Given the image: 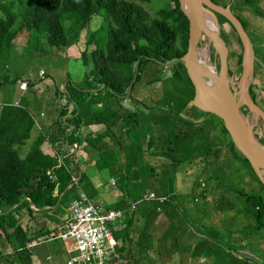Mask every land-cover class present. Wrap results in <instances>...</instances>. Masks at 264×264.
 <instances>
[{"label": "trees", "instance_id": "trees-1", "mask_svg": "<svg viewBox=\"0 0 264 264\" xmlns=\"http://www.w3.org/2000/svg\"><path fill=\"white\" fill-rule=\"evenodd\" d=\"M136 1L150 2V0H0V73L6 75L9 69L5 61L17 38L24 37L26 45L44 40L51 48L63 49L70 43L78 42L82 32L86 33V36L85 49L81 52L80 60L87 68L85 86L77 87L67 79L58 91L59 97L64 98L65 103L59 104L58 116L51 132H39L24 157L19 155V147L31 138V131L35 125L29 103L26 100L6 101L0 105V258L6 261L0 264H32L28 244L40 236L54 233V230H46L43 222L40 233L29 237L23 226L25 217L32 221L35 212L54 216L51 208L55 207V212L60 211L55 216L58 222L79 191L85 193L93 203L102 205L98 199V192L87 176L81 173L77 161L72 157L75 147H70L71 144H75L77 148L86 144L94 156L105 155L104 159L109 165L111 156L121 158L116 165L117 169H120L122 179L130 181L136 178L135 157L138 155V149L135 143L123 141V136L128 137L131 132L133 139L139 135L136 132L137 120L143 119V115H138L132 107L139 106L140 102L134 100L131 93L125 97L136 61L140 58L132 88L138 80V73L143 64L150 60L157 63L174 61L186 52L188 39V20L181 11L178 0H162L163 5L155 12L154 18H148ZM211 1L222 7L233 4L232 0H224L221 4L215 0ZM234 1L236 3L237 0ZM243 1L248 3L249 0ZM258 10H254L255 14L264 18V13ZM98 16H102L106 21L105 32L101 33V37L95 38L90 34L89 27L93 18ZM214 16L220 26V35L227 45V33L222 29L224 24L230 28L241 46L229 22L218 14ZM239 20L245 29L246 23ZM209 25L213 29V24ZM251 34L257 44L256 48L254 47L256 60L264 66V54L257 56L258 50L260 52L264 50V43H261L264 41V35L253 29ZM205 43L204 39L202 44ZM89 47H92L91 50H88ZM237 64L240 66V58ZM173 66L177 68L178 76L183 77L194 91L180 64ZM5 75L4 81L0 82V89L10 82ZM248 93L253 99L250 90ZM99 108L108 110L112 115L107 123L105 122L104 131L90 136L85 142V135L82 132L97 124ZM197 111L204 118L210 117ZM241 112L248 119L252 118L248 108L243 107ZM211 117L217 121L219 130L227 136L217 117ZM256 122L263 124L260 117ZM194 124V121L187 124V130L183 131L181 139L191 136H200L201 141L206 139L204 125ZM190 127L194 129L190 131ZM47 139L53 146V154H47L42 149ZM156 139L159 137L156 136ZM153 141L150 139L147 142L149 150L153 148ZM222 147L228 149L234 158L241 157L252 170L228 136ZM219 148L214 150L215 156L223 154ZM159 153L163 155L162 149L158 153L155 152L157 155ZM170 162L166 182L159 185L160 194H155L158 198H164L162 202L146 200L147 202L137 205L129 212V205L122 197L115 203V209L126 210L122 219L109 226L116 241V252L119 253L121 260L132 258V253L136 251V247L133 248L132 235L136 227H141L140 232L144 233L152 226L159 239L170 237L173 227L167 221L166 212L178 208L173 190L170 192L171 188H164L171 186L172 174L176 169L174 168L176 160ZM159 169H163V166ZM260 184L264 188L261 182ZM125 188L127 190V186ZM243 198L247 204L244 211L252 216L255 226L257 228L264 226V200L254 194L245 195ZM181 216L185 217V213L182 212ZM147 236L151 237L149 234ZM13 239L18 246L7 250ZM164 249L161 247L156 249L160 264H166L170 260Z\"/></svg>", "mask_w": 264, "mask_h": 264}, {"label": "rangeland", "instance_id": "rangeland-1", "mask_svg": "<svg viewBox=\"0 0 264 264\" xmlns=\"http://www.w3.org/2000/svg\"><path fill=\"white\" fill-rule=\"evenodd\" d=\"M215 1L221 4L224 0ZM232 2L233 4L227 6L238 19L246 23L245 31L256 48L257 44L251 34L252 29L264 35V18L258 17L254 10L259 9L264 13V0H249L248 3L237 0L238 4L234 0ZM136 3L140 4L148 18L156 17L155 12L163 5L162 0ZM212 19L218 25L213 15L207 14L203 18L205 24L212 23ZM105 23L102 16L93 18L89 27L90 34L95 38L101 37ZM222 27L228 39V45L226 43L228 76L232 78L235 87L240 75L237 60L240 58L241 46L230 28L226 24ZM218 28L220 30L219 25ZM85 36L86 33L82 32L78 42L70 43L63 49L51 48L44 40L34 41L30 45H26L24 37L14 41V46L5 61L9 66L6 75L10 82L0 89V105L6 101L26 100L29 103L35 125L31 131V138L19 147L21 157L27 154L39 132L45 133L53 128L59 104L65 103L64 98L59 97L58 91L67 79L77 87L85 86L87 68L80 60L81 52L85 49ZM204 39L202 36L197 52L208 66L216 70V54L206 43L202 44ZM260 54L263 55L264 50L261 52L258 50L257 56ZM4 75L5 73H0V82L4 81ZM21 82L26 83L24 91L19 89ZM247 88L252 93L254 103L264 111V66L259 60H256L254 73ZM192 95V87L183 77L178 76L177 68L173 65L163 67L151 60L143 64L138 73V80L131 90L132 98L139 101L140 105L134 106L133 103V106L129 105L138 115H143V119L137 120L136 132L139 135L134 136L135 139L132 132L128 137L123 136L124 142L131 141L138 149V155L135 157L137 176L130 181L122 179L120 169H117L116 165L121 158L117 159L115 155L110 157V165L105 161V155H102V160L96 164L93 172L99 176L101 184L108 190L107 193L110 191L112 194H109L118 199L122 197L129 205V212L137 205L147 202L143 196L149 191L156 195L160 194L159 185L166 182L170 160H176L172 184L169 187L164 186L171 188L170 192L173 190L178 205L174 211L166 212L167 221L173 227V231L170 237L159 239L151 226L148 230L152 235L149 234L150 238L146 236L156 257L158 258L156 249L161 247L165 248L171 261L175 258L172 264H264V226L261 228L255 226L252 216L244 211L247 204L243 198L245 195L254 194L264 200V188L257 174L241 157L234 158L228 149L222 147L227 136L219 130L214 118L202 117L191 105ZM111 115L108 110L99 108L95 130L102 128ZM193 121L194 125H204L206 139L201 141L200 136L181 139L183 131L187 130V124ZM251 126L253 137L264 146V122L260 124L256 122L255 116H252ZM193 129L189 128L190 131ZM87 131L89 133L84 136L85 142L90 136L99 134L97 132L92 134L89 128L83 130L82 134H86ZM156 136L159 137L158 140ZM150 139L154 140L151 150L147 147ZM218 147L223 152L221 156L214 155V150ZM161 149L163 155L155 154ZM79 154L88 158L94 156L86 144L79 148ZM97 166L99 170H104L101 174L103 177L98 174ZM162 166L163 169H159ZM118 199L100 203L115 209ZM53 211L54 216L43 213L42 218L41 213L35 212L32 225L35 223L34 220L39 223L38 225L41 224L40 220L45 221L46 226L49 225L47 222L56 224L55 216L60 211L55 212V209ZM182 212L185 213V217L181 216ZM125 213L126 210L124 215ZM56 228L57 226L53 229V234L57 233ZM39 239L40 242L30 251L31 256H36L41 264H66L67 254L60 240H49L50 235L40 236ZM9 244L7 250L18 246L14 239ZM0 259V262H6L4 258ZM140 262L142 263V259Z\"/></svg>", "mask_w": 264, "mask_h": 264}, {"label": "water", "instance_id": "water-1", "mask_svg": "<svg viewBox=\"0 0 264 264\" xmlns=\"http://www.w3.org/2000/svg\"><path fill=\"white\" fill-rule=\"evenodd\" d=\"M178 1L181 11L188 20L187 49L181 57L172 62L158 63L163 66L180 64L182 71L194 88L190 100L191 105L206 116L217 117L236 150L248 161L264 185L263 145L259 144L253 137L251 132L252 118L248 119L241 112V109L246 107L252 116H255V120L260 117L264 122V111L254 103L247 88L256 63L254 45L240 20L230 11L229 6L222 7L211 0ZM204 12L213 16L218 14L225 18L240 40V75L235 87L232 78L228 76V47L226 42L221 37L219 30L213 31L205 25ZM202 36L206 39L208 48L213 49L217 56V69H213L215 80L212 83L210 77L205 75L194 62V55L197 53V46ZM139 61L140 58L136 61L134 74L125 97L131 93L132 84L137 76Z\"/></svg>", "mask_w": 264, "mask_h": 264}, {"label": "built area", "instance_id": "built-area-1", "mask_svg": "<svg viewBox=\"0 0 264 264\" xmlns=\"http://www.w3.org/2000/svg\"><path fill=\"white\" fill-rule=\"evenodd\" d=\"M19 89L24 91L26 83L21 82ZM143 199L164 200L152 192ZM123 217V211L97 205L79 191L69 203L66 218L57 227V233L50 235L49 240H60L67 254L66 264H117L121 258L109 226ZM39 240H32L29 248L36 246Z\"/></svg>", "mask_w": 264, "mask_h": 264}, {"label": "crops", "instance_id": "crops-1", "mask_svg": "<svg viewBox=\"0 0 264 264\" xmlns=\"http://www.w3.org/2000/svg\"><path fill=\"white\" fill-rule=\"evenodd\" d=\"M54 122L55 121H53V123ZM95 125H92V126L89 127V129L91 130L92 134H95L96 132L100 134V133H102V131H104L105 125L102 128H98L96 130H95V128H96ZM40 126H42V125H40ZM91 128L93 129V131H92ZM47 132L50 133L51 129L48 130ZM88 133H89V131H87V133L84 134V135H88ZM69 146H67V147H69ZM72 146L75 147V149L73 150L72 157L77 161V165H79V167L81 169V173L86 175L89 180L93 181L92 185L94 186V188L98 192L99 202L100 201L101 202H103V201H108V202L111 201V202H113L116 199H118V198H115L113 195H110V194H112L110 191H109L110 194L107 193L108 190L101 184V181L98 178L99 176H97L95 171L93 172V169L96 168V164L99 163L102 160V154H99L98 156H92V157H89V158L88 157H82V155L80 156V154H79V148L81 146L79 148H77V146L75 144H71L70 147H72ZM42 149L47 154H53L54 153L53 146L50 144V140L49 139H47V141H46V143H45V145L43 146ZM97 169H98V166H97ZM103 171H104L103 169H100V170L98 169V174H100V175L103 174ZM101 176L103 177V175H101ZM59 196H61V194ZM51 209L54 210L55 207L51 208ZM65 215H66V212H63V215L59 218V221L56 224L47 222L49 225L48 226L45 225L46 230L49 229L50 231H52L53 229H55L56 226L58 227L62 223V221H64ZM33 217L35 218L34 215H33ZM42 217L43 216L41 215V218ZM34 221H35L34 225H32V221L31 220L29 221L27 217H25L24 221H23V226H24V228H26L28 236L31 235V237L34 236L35 233L38 235V233H40V231H41L40 228H42L41 224L43 222L45 224V221H43V220H40V222H41L40 225H38L39 223L36 222V220H34ZM42 230H44V229H42ZM140 230H142L141 227H136L135 228V232L134 233L132 232V235L134 236L133 237L134 238V242H133L134 246H133V248L136 247V251L132 253V255H133L132 258L125 259V260L122 259L121 262L124 263V264H160L158 258L155 255V253L151 249V246H150L151 243L148 241V238L146 237L147 234H151L152 235V232L149 231L150 229L147 230L144 233L140 232ZM154 234H155V231H154ZM137 238H138V240H137ZM141 242H143V244H140ZM138 243L140 245H138ZM31 249H32V247L30 248V251H31ZM46 259H48V256L46 257ZM141 259H142V263L140 262ZM174 261H175V258L172 261L171 260L167 261L166 264H172V263H174ZM31 263L32 264H41L39 259L36 258V256H31Z\"/></svg>", "mask_w": 264, "mask_h": 264}, {"label": "bare ground", "instance_id": "bare-ground-1", "mask_svg": "<svg viewBox=\"0 0 264 264\" xmlns=\"http://www.w3.org/2000/svg\"><path fill=\"white\" fill-rule=\"evenodd\" d=\"M212 15L208 12H204L203 13V18L205 15ZM212 24H213V29H211L210 25L209 24H205L207 27H209L211 30L213 31H218L219 28H218V25L215 23V21L212 19ZM194 62L195 64L201 69V71L207 75L208 77H210L211 79V83L213 82V80H215V75L213 73V68L211 66H208L206 64V61L202 58V56L200 55V53H196L194 55ZM263 149H264V146H263Z\"/></svg>", "mask_w": 264, "mask_h": 264}]
</instances>
